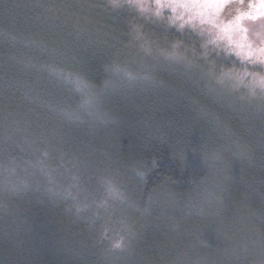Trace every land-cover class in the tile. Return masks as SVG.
<instances>
[{"label":"trees","instance_id":"obj_1","mask_svg":"<svg viewBox=\"0 0 264 264\" xmlns=\"http://www.w3.org/2000/svg\"><path fill=\"white\" fill-rule=\"evenodd\" d=\"M133 23L0 0V264H264V98Z\"/></svg>","mask_w":264,"mask_h":264},{"label":"clouds","instance_id":"obj_2","mask_svg":"<svg viewBox=\"0 0 264 264\" xmlns=\"http://www.w3.org/2000/svg\"><path fill=\"white\" fill-rule=\"evenodd\" d=\"M112 7L130 9L139 23L132 30L162 27L174 39L166 42V57L203 63L219 85L246 88L264 98V0H109ZM124 82L146 80L117 67ZM84 101L79 109L86 108ZM78 109V110H79ZM124 246L120 237L112 245Z\"/></svg>","mask_w":264,"mask_h":264},{"label":"rangeland","instance_id":"obj_3","mask_svg":"<svg viewBox=\"0 0 264 264\" xmlns=\"http://www.w3.org/2000/svg\"><path fill=\"white\" fill-rule=\"evenodd\" d=\"M186 61H187L188 63H191V62H192V61H191V62H189V60H186ZM100 95H101V96H104V95H108V94L101 93ZM105 109H106V108L104 107V110H105ZM106 114L108 115V113H107V112H106Z\"/></svg>","mask_w":264,"mask_h":264}]
</instances>
